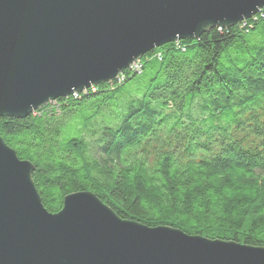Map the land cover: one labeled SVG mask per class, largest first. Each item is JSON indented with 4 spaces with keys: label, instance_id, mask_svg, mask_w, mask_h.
<instances>
[{
    "label": "trees",
    "instance_id": "1",
    "mask_svg": "<svg viewBox=\"0 0 264 264\" xmlns=\"http://www.w3.org/2000/svg\"><path fill=\"white\" fill-rule=\"evenodd\" d=\"M136 66L0 119L44 210L85 192L123 221L264 249V8Z\"/></svg>",
    "mask_w": 264,
    "mask_h": 264
},
{
    "label": "water",
    "instance_id": "2",
    "mask_svg": "<svg viewBox=\"0 0 264 264\" xmlns=\"http://www.w3.org/2000/svg\"><path fill=\"white\" fill-rule=\"evenodd\" d=\"M264 0H0V119L119 76L146 53L240 25ZM0 139V264H264V249L119 219L90 193L47 213Z\"/></svg>",
    "mask_w": 264,
    "mask_h": 264
},
{
    "label": "built area",
    "instance_id": "3",
    "mask_svg": "<svg viewBox=\"0 0 264 264\" xmlns=\"http://www.w3.org/2000/svg\"><path fill=\"white\" fill-rule=\"evenodd\" d=\"M137 62H138V61H136V62H134L133 64H131V65L128 67V69L136 70V68H137V66H136ZM85 92H86V91H85ZM85 92H83V93H85ZM75 95H77V94H74L73 96H75Z\"/></svg>",
    "mask_w": 264,
    "mask_h": 264
}]
</instances>
